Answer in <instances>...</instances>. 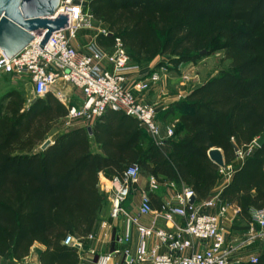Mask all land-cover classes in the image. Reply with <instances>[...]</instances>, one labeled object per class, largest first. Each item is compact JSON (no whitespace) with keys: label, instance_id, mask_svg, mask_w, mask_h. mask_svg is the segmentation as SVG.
Returning a JSON list of instances; mask_svg holds the SVG:
<instances>
[{"label":"trees","instance_id":"1","mask_svg":"<svg viewBox=\"0 0 264 264\" xmlns=\"http://www.w3.org/2000/svg\"><path fill=\"white\" fill-rule=\"evenodd\" d=\"M87 9L111 33L99 34L98 43L113 50L119 39L132 60L171 54L176 63L194 61L203 47L222 38L231 71L192 89L166 112L177 118L168 152L146 140L134 117L116 110L92 125L99 153L91 150L86 128L63 132L41 150L67 107L53 93L27 106L19 90L3 93L0 256L15 262L37 242L44 246L40 264H78L77 248L63 241L69 235L85 238L99 217L104 205L97 187L100 172L122 176L135 163L146 175L186 185L201 201L220 179L208 151L220 148L230 164L234 146L245 151L264 131V34L254 35L255 30L264 33V0H88ZM203 21L222 26L202 40L196 30ZM218 199L236 204L245 225L235 228L246 229L251 210L264 207V144L234 169ZM239 264H264V251L255 262Z\"/></svg>","mask_w":264,"mask_h":264},{"label":"built area","instance_id":"2","mask_svg":"<svg viewBox=\"0 0 264 264\" xmlns=\"http://www.w3.org/2000/svg\"><path fill=\"white\" fill-rule=\"evenodd\" d=\"M85 5L84 0H59L55 15L67 14L68 26L53 32L43 47L39 44L42 34H36L26 47L11 58L0 52V75L27 77L33 87L34 98L52 93L59 82L69 84L82 93L83 100L79 106H67L68 118H84L91 125L108 110L122 111L134 117L153 142L160 146L162 139L156 122L157 111L137 94L147 89V81H135L130 88L124 84L125 78L121 70L128 63V57L120 40L116 39L114 51L110 54L102 52L79 54L72 46L71 40L75 38L77 32L90 27L92 16L84 13ZM102 33L108 34L105 30ZM103 58L111 63L112 70H98V63ZM155 78L153 76L152 80ZM56 95L62 98L61 93L58 92ZM166 132L168 137L173 135L170 127ZM254 141L245 151H235V158L243 160L248 156L256 146ZM232 172V163L219 168V175L225 180L231 178ZM139 175L140 167L134 163L126 168L121 178H113L114 192L110 198L112 220L126 214L122 204L127 199L131 187L137 183ZM155 187V180L151 178L149 189ZM192 196L194 193L190 188L183 189L177 195L178 204L164 214L168 222L172 221L173 215L181 219V223L175 226L174 231L145 227L137 224L136 218H132V222L137 224L140 242L133 259L129 252L124 250L125 260L122 264H231L230 258L234 251L257 240L264 242V207L251 210V220L245 231V238L240 244L234 245L226 239L222 226L226 206L219 207L217 213L207 211L215 206L219 200L218 195L190 204L188 200ZM151 211L148 192H144L139 213L146 215ZM151 236H154L159 244L147 248L145 239ZM88 238L91 239L92 235L89 234ZM124 241H128V234H125ZM194 241L199 242V247L194 246ZM63 244L75 248L82 246L81 239L74 235L67 236ZM159 245L165 246L166 250L160 252ZM118 252L119 250L114 251ZM250 261L255 262L256 257H251ZM83 264L106 263L86 261Z\"/></svg>","mask_w":264,"mask_h":264},{"label":"crops","instance_id":"3","mask_svg":"<svg viewBox=\"0 0 264 264\" xmlns=\"http://www.w3.org/2000/svg\"><path fill=\"white\" fill-rule=\"evenodd\" d=\"M93 21L95 23L91 24L90 27L82 28L77 32L75 38L71 40L72 46L79 54H91L94 52L111 53V49L103 47L98 43L97 36L101 34L102 31L96 28L97 21ZM101 26H104L107 29V26L104 23H102ZM106 29H103L102 27V30L106 31ZM97 68L98 70H111L112 65L106 58H103L98 63ZM138 74H140L138 71H131L129 72L128 77L131 79L137 77ZM77 91L79 92L82 101V93L79 90ZM81 101L77 105H70L79 106L82 103ZM166 101V98H162L159 100V102L156 103V122L160 130V138L162 139V144L158 147H160L164 152H168L170 149L169 141L175 140V138H170L167 136L166 129L169 125H175L177 122L175 114H166V112H168L173 104L184 100H170L168 102ZM168 117H172V122L169 119L167 120ZM95 121L91 123V125H89L91 129ZM77 128L87 129L86 126L83 127L82 125L74 127L72 129ZM70 130H67L65 132H68ZM142 131L146 137V140L154 143L148 133H146V131L143 129ZM90 137L91 150L93 152L99 153V146L93 140L92 134ZM242 162L243 160L240 161L236 158L231 163L233 164V166H235L236 169L242 164ZM115 177L121 178L122 176L108 177L103 172H100L98 175V191L103 194L104 203L107 207L103 205L100 211V215L96 219L92 230L89 233L92 235V238H88V234L85 238L81 239L82 246L81 248H77L79 253L78 264H83L86 261L106 264H122L125 260L124 250H127L129 252V255L132 259L135 257L136 249L140 242L139 234L137 231V224L145 227H151L156 230L161 229L171 232L175 230V226L177 224L181 223V219H179V217L175 215H173L172 221L168 222L164 218V214L168 210H170V208L175 207L178 204L177 195L181 193L183 189L188 187L184 184H178L174 181L168 180L162 176L155 177L153 175H146L142 172H140L137 183L131 187L127 199L122 204V207L126 214L121 215V217H118V219L112 220L110 218V198L114 192L112 180ZM221 177L222 176L220 175L218 184L215 186L209 196L215 194L219 195L222 188L230 181V179L225 180L221 179ZM151 178H154L156 187L150 190L149 183ZM144 192H148V195H151V197L149 198L152 211L146 215H142L139 213L141 196ZM221 206H226L225 217L222 220L225 237L234 245H238L245 238L244 234L248 227L246 229L235 228L236 226L245 225V222L237 218L238 207L236 206V204H228L218 200L215 206L208 209L207 211L210 213H217L219 207ZM132 218L137 219V224L132 222ZM125 234H128L127 242L124 241ZM145 243L147 248H153L159 244L158 240L154 236L146 238ZM194 246L199 247V242L194 241ZM43 249L44 246L42 244L35 242L30 249V255L26 256L22 260V263L40 264L39 254ZM115 250H119V252L114 253ZM165 250V246L159 245L160 252H164ZM263 251L264 242L257 240L249 246L241 247L240 249L234 251L230 258L231 264L250 262L251 257L257 258Z\"/></svg>","mask_w":264,"mask_h":264},{"label":"rangeland","instance_id":"4","mask_svg":"<svg viewBox=\"0 0 264 264\" xmlns=\"http://www.w3.org/2000/svg\"><path fill=\"white\" fill-rule=\"evenodd\" d=\"M87 1L84 7V13L90 14L87 9ZM91 15V14H90ZM93 18H90V25L94 24ZM102 22H96V28L102 30L106 29L101 26ZM107 26V25H106ZM222 26L221 23H213L209 21H203L199 23L196 32L202 36V40L208 35V33L216 32ZM227 26V25H226ZM107 32V29H106ZM263 31L255 30L254 35H263ZM224 40L217 38L214 43L203 47L199 53L198 58L194 61H184L176 63L177 56L171 54L156 55L151 59H139L132 60L128 57V63L121 70L122 76L125 78L124 84L130 88L133 82L138 80H146L148 86L143 92H137L139 97H142L143 101L156 109V103L160 99L166 98V102L170 100H184L186 95L194 88L202 85L208 79L217 76L222 71H231V62L224 58L223 50ZM114 49L111 51L113 52ZM110 54V53H107ZM263 54V53H262ZM190 55H193L191 53ZM111 64V63H110ZM112 70V69H111ZM131 71H138L140 74L137 77L129 78L128 74ZM156 78L152 80V77ZM15 88L20 91L25 100V105H29L34 99L33 87L27 77H13L11 75L0 76V97L7 90ZM61 93L62 98H59L56 94ZM52 93L59 99L65 106L70 104H79L81 96L79 92L71 85L59 82L54 88ZM153 95V96H152ZM82 102V101H81ZM81 105V104H80ZM176 116V115H175ZM157 117V116H156ZM171 120L172 117H168L167 120ZM82 125L83 127H89L88 121L84 118L70 119L66 115L59 119L53 129L49 132L45 140L49 139L52 143L53 140L61 133L70 130L74 127ZM174 135L175 125H169ZM44 140V141H45ZM43 141V142H44ZM246 157V156H245ZM244 157V158H245ZM236 159V158H235ZM240 160V159H238ZM244 160V159H243ZM241 161V160H240ZM233 165V164H232ZM235 166H233V171ZM223 179V177H221ZM105 207L106 204L104 203ZM121 217V216H120ZM31 249V248H30ZM30 255V251L29 254ZM27 255V256H28ZM24 259V258H23ZM22 259V260H23ZM0 264H24L22 261L15 262L10 255L0 256Z\"/></svg>","mask_w":264,"mask_h":264},{"label":"water","instance_id":"5","mask_svg":"<svg viewBox=\"0 0 264 264\" xmlns=\"http://www.w3.org/2000/svg\"><path fill=\"white\" fill-rule=\"evenodd\" d=\"M58 4L59 0H0V52L11 58L26 47L36 34H42L39 44L43 47L53 32L66 28L67 14L55 15ZM87 131L92 134L91 127H87ZM254 142L257 147L264 144V131ZM51 144L47 139L40 149L44 150ZM234 150H238L236 146ZM208 157L218 168L225 167L220 148H211ZM195 201V196L188 200L190 204Z\"/></svg>","mask_w":264,"mask_h":264}]
</instances>
